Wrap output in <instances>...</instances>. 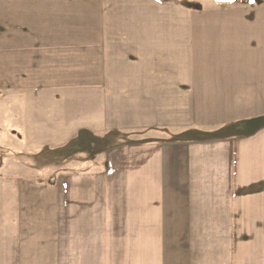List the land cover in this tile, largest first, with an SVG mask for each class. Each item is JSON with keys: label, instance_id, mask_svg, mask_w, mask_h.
I'll return each instance as SVG.
<instances>
[{"label": "crops", "instance_id": "obj_1", "mask_svg": "<svg viewBox=\"0 0 264 264\" xmlns=\"http://www.w3.org/2000/svg\"><path fill=\"white\" fill-rule=\"evenodd\" d=\"M0 57L11 145L103 151L20 185L14 264H264V0H0Z\"/></svg>", "mask_w": 264, "mask_h": 264}, {"label": "rangeland", "instance_id": "obj_2", "mask_svg": "<svg viewBox=\"0 0 264 264\" xmlns=\"http://www.w3.org/2000/svg\"><path fill=\"white\" fill-rule=\"evenodd\" d=\"M1 58L3 57H0V70L3 72L4 63ZM2 80L3 78L0 77V84L3 85ZM4 102V89L0 86V122L3 119ZM258 124L256 122L245 123V128L243 127L244 129L240 132L244 133V131L246 132L250 128L258 126ZM136 136L138 135L133 133L127 135L125 143L132 142ZM143 136L147 140L157 139L158 137L155 133H147ZM21 143L17 138H14V143L11 145L10 138L7 137L6 139L5 133L0 131V264H14L15 258L19 254V234L17 231L19 220L12 207L16 204L17 189L21 187L20 185L48 183L46 179L59 168H61L59 170L67 172V170H73L74 168L79 170L91 167L93 161H91V157L96 154L91 152V148L83 149L77 146L72 149L74 154L71 160L66 159L65 156L55 164L52 163L53 158L50 159L51 162L43 160L42 157L49 159L48 151L44 152L41 158H37L34 153L37 151L39 153L40 150L32 149L26 145L21 146ZM15 176L19 178L15 180Z\"/></svg>", "mask_w": 264, "mask_h": 264}, {"label": "trees", "instance_id": "obj_3", "mask_svg": "<svg viewBox=\"0 0 264 264\" xmlns=\"http://www.w3.org/2000/svg\"><path fill=\"white\" fill-rule=\"evenodd\" d=\"M85 145H83L82 146V148L83 149H90V144H88V143H84ZM91 151L93 152V153H99L100 151H102V148H99V149H97V150H94V149H91Z\"/></svg>", "mask_w": 264, "mask_h": 264}]
</instances>
